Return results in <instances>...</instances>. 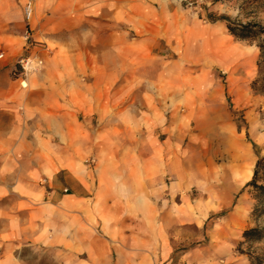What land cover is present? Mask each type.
I'll use <instances>...</instances> for the list:
<instances>
[{
    "label": "rangeland",
    "instance_id": "1",
    "mask_svg": "<svg viewBox=\"0 0 264 264\" xmlns=\"http://www.w3.org/2000/svg\"><path fill=\"white\" fill-rule=\"evenodd\" d=\"M34 1L24 4L23 27L15 30V34L20 35L19 41L24 43L25 53L13 54L11 75L19 78L20 86L25 88L23 82L27 84V77L44 67L50 52L59 49L74 53L90 49V31L95 21L84 14L79 28L38 29L31 23L35 17ZM171 2L187 24L195 20L224 30L225 21L209 24L205 17L208 9L216 17L226 15L235 22H254L260 32L252 42L232 36L235 41L230 37L227 45L239 41L243 49L231 64L218 65L208 59L175 62L176 77L161 79L156 90L132 91L131 100L122 101L119 108H107L102 113L99 109L94 111L90 125L84 123L83 126V154L79 160L88 168L95 163L92 153L95 149L90 148L88 136L93 128L112 132L113 143L122 152H149L155 147L158 152H169L170 158L175 160L173 173L165 163L161 165L149 188V201L131 205L133 211L127 213L122 228L114 227L108 235L90 230L101 239L105 237L104 245L87 251L82 240H90L91 236L82 235L84 231L80 229L65 232L62 227L52 230L56 238L51 235V243L46 245L40 224L44 212L39 210L30 222L32 231L26 228V214H20L23 217L21 236L5 239L0 246V256L6 251L3 257L7 255L13 264H252L251 255L259 258L257 264H264V240L246 242L242 237L246 228L264 226V215L255 219L251 214L255 199L252 187L246 185L258 155H264V57L257 46V43L264 44V0ZM29 3L32 10L27 17L25 8ZM57 15L46 12V22L57 21ZM31 48L32 52L27 53ZM139 52L145 57V51ZM8 53L9 50L0 45V58L10 57ZM214 53L223 62L232 59L230 52ZM177 55L174 53V57ZM26 56L41 61L35 70L22 71L18 60ZM126 71H131V77L135 78L133 62ZM128 75H120L115 86L129 85ZM118 95L121 94L115 97ZM138 96L154 105L143 109L148 112L146 117L150 121L141 128V134L133 130L132 125L114 120L119 116L118 111L129 101H136ZM100 99H106L104 94ZM79 119H84L83 113ZM90 178L94 187L96 180ZM36 184L34 191L44 193L45 197L34 199L35 208H45L52 201L47 178L40 176ZM58 190L65 192L64 188ZM69 204L70 208L74 205L73 201ZM23 210L20 209V213ZM56 214L52 212L51 219L56 223L54 226H59ZM77 218L79 223L84 220ZM60 232L61 241L57 236Z\"/></svg>",
    "mask_w": 264,
    "mask_h": 264
},
{
    "label": "crops",
    "instance_id": "2",
    "mask_svg": "<svg viewBox=\"0 0 264 264\" xmlns=\"http://www.w3.org/2000/svg\"><path fill=\"white\" fill-rule=\"evenodd\" d=\"M27 1L0 0V45L9 50L10 56L0 58V246L5 239L21 236L20 214H26V228L32 231L30 222L35 212L42 210L40 224L46 245L52 236L56 238L52 230L62 227L65 232L80 229L84 231L82 235L91 236L82 243L87 251L92 250L104 245L106 239L90 230L107 234L114 227L122 228L127 213L133 211L131 205L149 201V188L161 165L165 163L173 173L175 160L169 152H158L156 147L149 152H122L113 143L112 132L90 128L95 163L88 168L79 160L83 154L84 123L89 126L91 114L98 109L102 113L107 108H119L122 101L131 100L132 91L156 90L161 79L176 77L174 65L181 60L208 59L227 65L243 52L242 45L239 41L227 45L230 37L235 39L226 27L215 29L195 20L187 24L175 12L177 8L171 0H35L31 23L38 29L79 28L84 14L95 21L90 31V49L50 52L44 67L31 73L27 84L23 82L25 88L20 86L19 78L11 75V69L13 54L25 53L15 30L23 27V6ZM46 12L58 14L57 21L46 22ZM209 13L212 12L207 9L205 17L212 26L218 20L211 21ZM139 51H145V57ZM214 51L230 52L232 59L223 62ZM30 52L32 48L27 53ZM174 53L178 55L174 57ZM130 62L135 78L126 71ZM125 73L134 84L115 86L117 78ZM101 94L105 100L100 99ZM149 106H154L152 101L138 96L124 105L114 120L140 132L150 121L143 110ZM81 113L84 119L80 120ZM40 176L47 178L52 201L37 209L34 199L45 197L34 191ZM90 177L96 180L94 187ZM71 201L74 205L70 208ZM20 209L24 210L20 213ZM54 211L59 226L52 223ZM77 217L84 220L79 223ZM57 236L61 241V232ZM5 253L3 250L0 264H13L7 255L3 257Z\"/></svg>",
    "mask_w": 264,
    "mask_h": 264
},
{
    "label": "trees",
    "instance_id": "3",
    "mask_svg": "<svg viewBox=\"0 0 264 264\" xmlns=\"http://www.w3.org/2000/svg\"><path fill=\"white\" fill-rule=\"evenodd\" d=\"M208 15H210L211 21H225V25L229 33L239 39H246L252 42L260 32V28L254 22L241 23L231 20L226 15H220L217 17L212 13H209ZM257 46L259 47L261 54L264 57V44L257 43ZM259 180H264V155H258L252 171V177L246 183V185L252 187V194L255 199V203L253 205L251 214L255 219L264 215V182L258 183ZM242 237L246 242L264 240V226L246 228L242 232ZM250 260L252 264L259 263V258L251 255Z\"/></svg>",
    "mask_w": 264,
    "mask_h": 264
},
{
    "label": "built area",
    "instance_id": "4",
    "mask_svg": "<svg viewBox=\"0 0 264 264\" xmlns=\"http://www.w3.org/2000/svg\"><path fill=\"white\" fill-rule=\"evenodd\" d=\"M31 10H32L31 5L29 3L25 8V12H26L27 17H29L31 15ZM40 63H41L40 60L35 61L31 56L21 57L18 60V64L21 67L23 72L35 70Z\"/></svg>",
    "mask_w": 264,
    "mask_h": 264
}]
</instances>
